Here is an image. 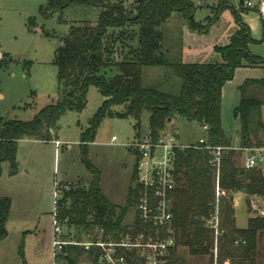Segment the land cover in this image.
Masks as SVG:
<instances>
[{
	"label": "trees",
	"instance_id": "trees-1",
	"mask_svg": "<svg viewBox=\"0 0 264 264\" xmlns=\"http://www.w3.org/2000/svg\"><path fill=\"white\" fill-rule=\"evenodd\" d=\"M48 0L44 14L59 13L61 23L71 29L57 49L53 64L58 69L57 82L62 99L44 109L30 122L4 121L0 126V178L2 164L17 160V145L22 139L50 141V135L68 111L82 112L87 104L89 88L95 86L104 103L89 127L82 133V161L93 179L87 190L79 187L64 193L59 203L58 218L68 220L83 234L104 229L114 238L127 231L125 220L136 205L138 187L134 174V189H130L125 206L112 204L101 189V173L88 158V145L94 143L96 132L106 117L132 118L139 127L145 113L149 114L148 132L157 139L167 127L176 122L207 126L206 144L222 148L219 166L206 151L186 149L176 152V189L172 193L173 226L177 247L172 250L171 264H264V217L249 218L247 228L238 229L235 218V196L243 194L249 207L250 199L264 201V172L247 170L241 160L244 150L264 147V79H247L239 88L240 103L235 109L239 120L240 148L234 149L222 127V94L234 79L238 69L264 68V57L251 53L255 43L251 30L242 22L239 11L218 6L213 11L211 26L226 10H232L238 31L229 44L215 47L220 61L203 64H184L175 47H166L172 40L165 25L179 15L187 28L198 32L196 8L192 0ZM97 10L94 23L85 20L88 10ZM67 11V20L63 15ZM47 38H50L47 36ZM165 69L179 83V92H163L143 86V70ZM116 75L108 79L106 73ZM174 83V82H173ZM72 92V94H70ZM123 107V114L112 110ZM136 173V172H135ZM220 196H217V189ZM11 201L0 199V243L8 236L6 225ZM219 214V234L207 227L211 216ZM250 213V212H249ZM135 228L141 229L136 221ZM217 251V253H216ZM85 251L71 247L65 250L66 264H79ZM20 255L25 261L23 246ZM187 256L186 257L184 256Z\"/></svg>",
	"mask_w": 264,
	"mask_h": 264
},
{
	"label": "rangeland",
	"instance_id": "rangeland-1",
	"mask_svg": "<svg viewBox=\"0 0 264 264\" xmlns=\"http://www.w3.org/2000/svg\"><path fill=\"white\" fill-rule=\"evenodd\" d=\"M192 1L199 30L195 33L202 35L209 31L205 37H199L192 43L195 48V54L191 55L194 62L220 61L214 47L226 46L228 39L238 31L232 10L224 11L219 21L208 28L214 16L212 9L218 6L241 12L242 22L248 25L255 40L251 53L264 57V15L260 12L263 0H248L252 8L245 5L246 0L242 6L241 0ZM47 4L48 0H0V126L4 121L30 122L62 99L57 82L58 69L53 62L72 25L61 23L59 13L45 15ZM125 6L131 8L127 1ZM97 13V10H88L85 20L94 23ZM67 14L66 11L63 20ZM171 22L169 28L177 32L185 26L179 15H174ZM166 27L168 25L164 26L165 30ZM169 39L165 46L174 49L177 44L173 38ZM189 45L187 41L185 47ZM177 54V57L176 54L169 57L171 62L180 59V53ZM115 75L114 69L106 73L108 79ZM247 79H264V68L238 69L223 91L224 128L236 149L240 148V123L235 117V109L240 103L239 88ZM143 86L174 94L179 92L178 81H174L165 69H144ZM104 100L99 89L91 86L85 109L82 112L68 111L62 116L50 135V141L22 139L17 145L16 165L13 167L10 162L2 164L0 199L11 201V211L6 225L8 236L0 243V264H24L20 255L21 246L27 264H54L52 215L55 210V184H70L72 189L89 188L93 176L82 161L81 136ZM112 111L123 114L124 108L116 107ZM148 127V113L142 116L139 127L132 118L106 117L96 132V144L87 147L89 160L101 173L102 192L116 206H125L130 189L135 187V158L127 148L120 146L133 143L138 135L147 134ZM167 130L184 145H197L204 136L198 124L184 121L170 124ZM112 137L118 139L113 146ZM241 162L243 164V158ZM235 215L239 229L247 228L248 219L254 216L246 200L239 195L235 197ZM133 220L134 214L130 213L125 222Z\"/></svg>",
	"mask_w": 264,
	"mask_h": 264
},
{
	"label": "built area",
	"instance_id": "built-area-1",
	"mask_svg": "<svg viewBox=\"0 0 264 264\" xmlns=\"http://www.w3.org/2000/svg\"><path fill=\"white\" fill-rule=\"evenodd\" d=\"M127 1V0H112ZM245 5L252 8L246 0ZM264 15V0L260 5ZM2 55L0 54V61ZM208 127H202L204 137L197 145L183 146L177 137L165 132L155 139L147 132L141 139L125 144L136 159L135 174L138 187L135 207L128 214H134V220L125 222L127 231L114 238L104 229L83 234L77 239V231L69 226L68 220L58 218L59 203L64 193L70 192V184H55L53 217L52 257L54 264H66L63 255L67 248L77 247L85 251L79 264H171V253L177 247V236L173 226L172 193L176 189V152L196 149L209 152L212 163L219 166L222 148H212L206 144ZM118 142L111 139V145ZM59 145V142H56ZM247 170L261 169L264 172V147L244 150ZM217 196L220 190L217 189ZM249 208L254 217H264V201L260 198L250 199ZM140 223L141 229L135 228ZM207 227L219 234V214L211 216ZM217 253V251H216Z\"/></svg>",
	"mask_w": 264,
	"mask_h": 264
},
{
	"label": "crops",
	"instance_id": "crops-1",
	"mask_svg": "<svg viewBox=\"0 0 264 264\" xmlns=\"http://www.w3.org/2000/svg\"><path fill=\"white\" fill-rule=\"evenodd\" d=\"M203 5H206V3H204L203 2ZM242 6V5H241ZM174 18V17H173ZM172 18V19H173ZM171 23L172 22H170L169 24H168V30H169V32H170V34H171V37L174 39V41L175 42H177L178 41V47H179V53H180V56H181V60H182V62L184 63V64H197L196 62H194V59L191 57V55H194L195 53H194V47H193V45L194 44H192V43H195V40L196 39H198L199 37H205L207 34H208V32L207 33H205V34H202V35H199V34H196L195 32H192V31H190L188 28H187V26L185 25L184 26V28L182 29V31L181 32H177V30H172V29H170L169 28V26L171 25ZM189 39V40H188ZM231 39V38H230ZM230 39H228V41H230ZM189 42L190 43V45L186 48L185 47V45H186V42ZM228 44H229V42H228ZM227 44V45H228ZM226 45V46H227ZM215 47H223V46H218V45H216ZM214 47V48H215ZM215 53V52H214ZM215 55H217L216 53H215ZM215 57V56H214ZM257 80V79H256ZM225 88V87H224ZM223 91H224V89H223ZM222 99H223V94H222ZM173 124V123H172ZM222 127H223V130H224V132H225V134H226V131H225V128H224V123H223V106H222ZM201 132H202V128H201ZM166 134H168V135H172V136H175L172 132H169L168 130H166V132H165ZM203 133V132H202ZM204 134V133H203ZM144 135H138L137 137H136V140L137 139H141L142 137H143ZM176 137V136H175ZM204 137V136H203ZM202 137V138H203ZM113 138V137H112ZM201 138V139H202ZM200 139V140H201ZM179 140V139H178ZM179 143L181 144V142H180V140H179ZM93 144H96L95 142L94 143H92V145ZM181 145H183V146H192V145H184V144H181ZM113 146V145H112ZM120 147H124L123 145H121ZM125 148V147H124ZM234 149H236L235 147H233ZM236 150H238V149H236ZM132 154V153H131ZM133 155V154H132ZM133 157L135 158V156L133 155ZM135 161H136V159H135ZM243 165L245 164V154H244V156H243ZM80 188V187H79ZM237 195H239V196H242L245 200H246V197H245V195H243V194H237ZM236 195V196H237ZM235 196V197H236ZM235 200V199H234ZM249 211V210H248ZM235 218H236V215H235ZM249 220V219H248ZM237 222V221H236ZM236 226H237V224H236ZM238 228V227H237ZM239 229V228H238Z\"/></svg>",
	"mask_w": 264,
	"mask_h": 264
},
{
	"label": "water",
	"instance_id": "water-1",
	"mask_svg": "<svg viewBox=\"0 0 264 264\" xmlns=\"http://www.w3.org/2000/svg\"><path fill=\"white\" fill-rule=\"evenodd\" d=\"M244 4V0H241V5H243ZM71 94H72V92H71Z\"/></svg>",
	"mask_w": 264,
	"mask_h": 264
}]
</instances>
